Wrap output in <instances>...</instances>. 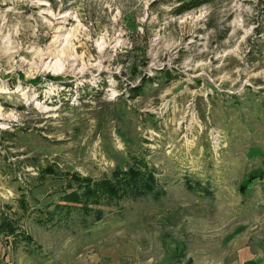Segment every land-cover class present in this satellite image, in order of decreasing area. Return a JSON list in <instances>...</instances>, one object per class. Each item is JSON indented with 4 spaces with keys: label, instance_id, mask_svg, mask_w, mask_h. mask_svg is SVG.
Returning a JSON list of instances; mask_svg holds the SVG:
<instances>
[{
    "label": "rangeland",
    "instance_id": "374dc122",
    "mask_svg": "<svg viewBox=\"0 0 264 264\" xmlns=\"http://www.w3.org/2000/svg\"><path fill=\"white\" fill-rule=\"evenodd\" d=\"M188 1L0 0V219L20 231L0 264H238L264 243V0ZM135 161L160 197L51 215L69 175Z\"/></svg>",
    "mask_w": 264,
    "mask_h": 264
},
{
    "label": "trees",
    "instance_id": "16d2710c",
    "mask_svg": "<svg viewBox=\"0 0 264 264\" xmlns=\"http://www.w3.org/2000/svg\"><path fill=\"white\" fill-rule=\"evenodd\" d=\"M198 1L200 0L188 1L178 14L202 4L197 3ZM190 3L195 4L190 6ZM135 162L138 163V161ZM43 173L45 174L44 176L58 174L52 167H46ZM187 186L188 189L192 188L190 183ZM195 187L199 191L205 192L207 190L201 187L198 182L195 183ZM58 193L60 194V203L56 204L51 215L55 213V209L60 215H68L73 209H78L88 215L93 212L96 221L102 219L103 212L99 208L102 204L116 205L123 198L137 199L151 195L158 198L163 194V192L159 191L154 172L143 162H139L136 165L132 164L125 168L116 167L110 178L105 177L99 180L81 177L78 174L69 175L63 190ZM18 234H20V231H18L16 223L7 216L1 217L0 237L9 238ZM23 237L25 239L29 238L24 234Z\"/></svg>",
    "mask_w": 264,
    "mask_h": 264
},
{
    "label": "crops",
    "instance_id": "0c3cea01",
    "mask_svg": "<svg viewBox=\"0 0 264 264\" xmlns=\"http://www.w3.org/2000/svg\"><path fill=\"white\" fill-rule=\"evenodd\" d=\"M253 247L245 242L238 247V264H264V243L258 241Z\"/></svg>",
    "mask_w": 264,
    "mask_h": 264
}]
</instances>
